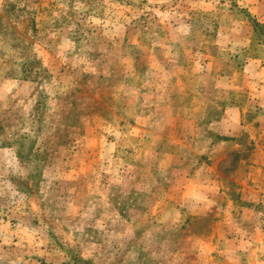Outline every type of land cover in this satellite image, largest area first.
<instances>
[{
  "label": "rangeland",
  "instance_id": "rangeland-1",
  "mask_svg": "<svg viewBox=\"0 0 264 264\" xmlns=\"http://www.w3.org/2000/svg\"><path fill=\"white\" fill-rule=\"evenodd\" d=\"M0 264H264V0H0Z\"/></svg>",
  "mask_w": 264,
  "mask_h": 264
}]
</instances>
